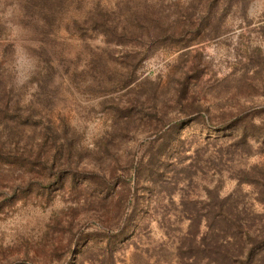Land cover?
I'll return each instance as SVG.
<instances>
[{
  "label": "rangeland",
  "instance_id": "obj_1",
  "mask_svg": "<svg viewBox=\"0 0 264 264\" xmlns=\"http://www.w3.org/2000/svg\"><path fill=\"white\" fill-rule=\"evenodd\" d=\"M119 1L102 0V5L113 9ZM136 1L169 5L186 0ZM87 3L83 9L69 7L47 26L28 12L26 0H0V80L6 83L0 87V102L9 109L19 103L55 126L76 130L89 150L85 160L112 167L123 178L127 173L124 179L139 189V199H131L124 219L111 229L93 217L84 219L82 201L69 194L57 193L46 206L36 200L19 202L0 219V264H34V252L43 246L57 213L64 227L54 234L63 242L62 250L41 255L38 264H75L72 253L81 251L84 242L92 251L85 264H100L107 246L113 248L114 264H172L175 241L188 226L181 201L196 202L205 215L214 190L221 197L238 194L264 212L255 201L258 188L240 182L247 173H264V0L236 1L214 40L183 50L158 48L139 64L137 81L128 88L122 81L130 70L122 54L113 53L121 47L67 30L73 20L87 16L92 8ZM187 50L191 53L182 57ZM193 64L200 72L196 94L202 99L201 113L188 115L172 106L162 132L148 128L146 117L132 114L137 97L144 104L148 95L160 99L172 94L186 72L195 75ZM130 89L135 92L129 94ZM3 117L0 134L5 139L14 125ZM130 119L134 126L126 125ZM170 127H175L172 142L150 166L151 154L158 156ZM244 136L246 146L240 142ZM101 139L107 148L98 146ZM148 167L160 175L152 192L144 174ZM148 208L151 213L143 220ZM125 222L134 235L119 233Z\"/></svg>",
  "mask_w": 264,
  "mask_h": 264
},
{
  "label": "trees",
  "instance_id": "obj_2",
  "mask_svg": "<svg viewBox=\"0 0 264 264\" xmlns=\"http://www.w3.org/2000/svg\"><path fill=\"white\" fill-rule=\"evenodd\" d=\"M89 1L92 8L87 16L73 20L67 30L82 38L100 36L108 45L121 47L113 53H121L125 67L130 70L122 81L128 88L137 81L135 72L139 64L158 48L172 46L183 50L220 37L224 17L238 0H186L169 5L121 0L113 9L103 6L102 0H26L28 12L47 26H52L57 16L69 7L83 9ZM190 53L187 50L182 57ZM190 71L195 75L186 72V77L177 81L175 91L165 98L148 95L147 102L141 104L137 97L132 114L137 112L141 118L146 117L148 128L159 127L162 132L169 125L166 117L172 106L188 115L201 113L202 99L196 94L200 80L198 66L193 64ZM5 85L0 80V87ZM133 92L134 89L129 90V94ZM9 107L0 102V125L3 116L10 117L14 125L5 139L0 134V219L19 202L28 204L36 200L46 206L52 204L57 193H65L82 201L79 209L84 211V219L93 217L107 229L122 222L131 199H139V189L127 182V173L123 175L125 180L117 175L116 169L85 160L89 150L80 144L81 136L76 130L65 124L55 126L19 103ZM134 123L130 119L126 125L134 126ZM174 130L175 127H170L164 132L163 145L158 156L151 154L150 166L159 162L162 152L172 142ZM103 141L99 140L98 146L107 148ZM240 142L248 145L245 136ZM92 164L93 167H88ZM156 171L155 167L144 169V174L149 176V192L160 177ZM255 173L245 174L240 182L256 186L255 201L264 206V173ZM135 174L141 177L140 170L136 169ZM210 193L205 215L197 210L196 202L181 201V215L188 226L175 241L177 260L172 264H264V212L257 211L253 203H245L238 194L221 197L218 190ZM146 210L143 220L151 213L149 208ZM60 214H56L50 230L44 234L43 246L35 250L34 264L39 263L41 255L53 256L62 250L63 242L54 234L64 227ZM124 224L119 227V233L134 235L131 223ZM83 248L73 253L69 249L75 264H85L92 254L86 242ZM102 256L100 264H114L111 246L103 247Z\"/></svg>",
  "mask_w": 264,
  "mask_h": 264
}]
</instances>
